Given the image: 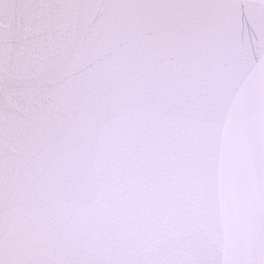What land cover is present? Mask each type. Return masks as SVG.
<instances>
[{
  "label": "water",
  "instance_id": "obj_1",
  "mask_svg": "<svg viewBox=\"0 0 264 264\" xmlns=\"http://www.w3.org/2000/svg\"><path fill=\"white\" fill-rule=\"evenodd\" d=\"M262 248L264 0H0V264Z\"/></svg>",
  "mask_w": 264,
  "mask_h": 264
},
{
  "label": "snow or ice",
  "instance_id": "obj_2",
  "mask_svg": "<svg viewBox=\"0 0 264 264\" xmlns=\"http://www.w3.org/2000/svg\"><path fill=\"white\" fill-rule=\"evenodd\" d=\"M228 264H264V248L261 249L260 259H235L229 261Z\"/></svg>",
  "mask_w": 264,
  "mask_h": 264
}]
</instances>
